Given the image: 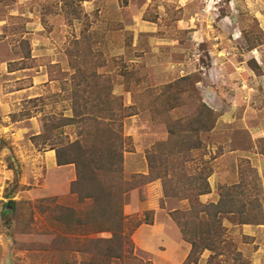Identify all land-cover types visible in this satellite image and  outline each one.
<instances>
[{
    "label": "rangeland",
    "instance_id": "1",
    "mask_svg": "<svg viewBox=\"0 0 264 264\" xmlns=\"http://www.w3.org/2000/svg\"><path fill=\"white\" fill-rule=\"evenodd\" d=\"M78 2L92 28L105 36V41L95 47L106 61L99 71L117 76L114 94L122 97L127 107L135 104V98L120 83L125 80V72L135 75L132 88H136L140 79L145 89H158L187 76L206 85L216 76L223 79L224 70L227 71V99L219 98V110L209 104L217 110L219 119L212 132L201 135L206 149L201 151L204 156L198 164L208 162L206 167L212 170V175L227 168V185L224 184L227 188L244 179L246 191L255 193L264 217V157L257 146L258 137H264V85H257L254 77L257 75L261 80L264 77V0ZM61 4V0L0 3V94L6 100L0 107V264H79L82 260L78 253L56 251L55 240L64 231L50 221L48 212L39 210V206L52 205L53 199L56 205L76 204L70 194V185L76 179L75 168L67 167V178L61 185L63 181L58 182L52 171L49 173L50 157L44 154L49 148H37L32 142L39 131L36 125L42 132L41 119L45 114L71 116L69 92L60 78L69 70L67 49L73 40L80 38L85 25L77 20L69 22ZM216 58L220 60L217 63ZM218 66L219 72L214 70ZM11 72L16 74L8 75ZM40 73L53 81L17 93L33 86ZM255 88L263 103L260 112L254 109L253 100L250 108L245 106V102H250V89ZM201 91L198 86L196 90L189 88L173 116L192 112L190 94H200L206 103ZM33 95L41 98L38 107L29 103ZM144 108L124 121V135L131 138L124 155L127 177L148 175L147 153L168 138L166 123L153 115L149 103H144ZM24 110L30 111L32 117L23 118ZM226 110L224 122L222 113ZM13 115H18L17 121L12 119ZM22 121L26 122L15 124ZM26 127L28 132L24 133ZM18 129L24 132L17 134ZM65 133L70 140L76 138L71 128H65ZM11 152L22 172L21 187L12 199H6L15 178L9 167ZM219 189L215 187L200 200L205 204L217 202ZM143 190L130 192L124 207L126 233L132 239L134 253L151 264H185L189 246L171 213L184 210L186 201L165 199L162 205L160 180ZM10 201L12 209H7ZM15 202L21 213L20 224L15 220ZM151 211L153 215L148 213ZM237 221V216H231L224 222L225 256L215 264H233L237 258L244 264H253L252 253L257 246L255 239L251 241L245 235L251 226L237 225ZM209 253L202 255L199 264H208Z\"/></svg>",
    "mask_w": 264,
    "mask_h": 264
},
{
    "label": "trees",
    "instance_id": "2",
    "mask_svg": "<svg viewBox=\"0 0 264 264\" xmlns=\"http://www.w3.org/2000/svg\"><path fill=\"white\" fill-rule=\"evenodd\" d=\"M61 2L69 22L77 20L85 25L80 38L73 40L67 49L69 70L60 78L69 92L71 116L45 114L41 119V134L32 138L37 148L55 151L59 167L75 168L76 179L70 185V194L76 204L56 205V199H53L52 205L39 206L40 212H48L50 221L64 231V235L55 240L56 251L80 254L82 260L79 264H151L134 253V244L126 233L124 207L130 192L144 191L145 186L160 180L162 205L165 199L187 203L184 210L171 213L183 240L191 245L185 264H199L206 251L211 253L208 264H215L225 256L224 222L231 216H237V225L240 226L264 224L259 200L255 193L246 191L244 179L232 187L221 186L217 202L205 204L200 200L211 193L209 178L213 173L206 167L208 162L198 164L204 156L201 151L206 149L201 135L215 129L219 113L207 105L200 94H190L192 112L173 116L189 88L196 90L198 82L190 76L158 89H145L140 79L136 81V88H132L131 80L135 75L125 72V80L119 82L135 98L133 106H125L123 98L114 94L117 76L99 71L106 66V61L103 53L95 47L105 41L104 34L89 24L81 2ZM40 99H31L29 103L38 107ZM144 103H149L153 115L166 123L168 138L155 144L147 153L148 175L127 177L124 155L129 150L131 138L124 135V121L136 115L139 108L145 109ZM21 116L25 119L32 117L26 110ZM12 119L17 121L18 115H13ZM65 128L75 131L74 140H70ZM257 146L264 157V137H258ZM10 159L9 167L15 178L12 190L5 194L6 199H12L21 187L22 172L12 152ZM17 206L15 202V220L20 224L21 213ZM1 215L5 217L3 212ZM152 223L153 219H150L149 224ZM235 260L233 264H244L238 258Z\"/></svg>",
    "mask_w": 264,
    "mask_h": 264
},
{
    "label": "crops",
    "instance_id": "3",
    "mask_svg": "<svg viewBox=\"0 0 264 264\" xmlns=\"http://www.w3.org/2000/svg\"><path fill=\"white\" fill-rule=\"evenodd\" d=\"M217 54L219 56L223 55L222 52L220 51H216ZM220 60L218 58L214 59V62L217 63L219 62ZM221 68L218 67H215L214 70L218 71L220 70ZM16 74V72H11L9 73L8 75H14ZM224 75L225 77H223V79L219 78V77H215V78H212L210 81H208V83L206 85H204L202 82H199L197 84L198 87H200L202 89V95L204 97V99H206V104L209 105V104H212L217 108H219V98H226L227 99V71L224 70ZM255 80H257V85L259 83V85L263 86L264 85V77L263 79L261 80L260 77H258L257 75L255 76ZM45 83H50V80L48 78V75H44L42 73L38 74L37 77H35V80H34V83H33V86L29 87L28 89H22L20 91H18L17 93H20V92H26V91H32L34 90L37 86H40L42 84H45ZM221 83L223 86H221ZM257 85L255 87H257ZM251 92H250V96H249V100L250 102H245V106H247V108H250L253 104L251 103V100H253L254 103V109L256 110V112H260L261 110H263V103L262 101L260 100L259 98V95L257 94L256 91V88L255 90L254 89H250ZM253 91V92H252ZM124 95V94H122ZM40 96L38 95H33L31 98H38ZM247 100V99H246ZM6 102L5 100V96L1 95L0 94V107H2V105H4ZM225 103V102H224ZM227 108V104L225 103L224 104ZM211 108L212 106L209 105ZM3 109V108H2ZM219 110V109H217ZM216 110V111H217ZM258 110V111H257ZM223 116H222V119L224 122H227V110L222 113ZM33 120V119H31ZM30 120V121H31ZM26 121H22V122H17L15 124H21V123H24ZM14 125V124H13ZM37 128H38V132L36 133L37 135L40 134V127L38 125H36ZM25 131V132H24ZM21 130V129H18L17 131V134L18 132L19 133H27L28 130H27V127L25 128V130ZM257 131H261L259 130V128L257 129ZM45 156H49L50 157V161H51V165H50V168H49V173L50 171H52L53 175H54V178L57 179L58 182H62L63 184L61 185H64L65 184V178H67V172H66V169L68 166L66 167H59L57 165V160H56V153L55 151H52V150H49L47 149L45 151ZM226 157V155H225ZM56 174V176H55ZM227 175V168L224 169L222 171V173L220 172H216L214 173L210 178H209V183H210V186H211V192H213L215 190V187L219 188L221 187L220 185L222 186H225L227 185V181H226V177L225 176ZM69 178V176H68ZM55 179V180H56ZM69 180V179H67ZM221 180H223V182H220ZM225 184V185H224ZM213 190V191H212ZM203 203H206V202H203ZM248 237L251 238V241H254L255 239V245L257 246L255 250H253V253H252V259H253V264H264V244L260 245V241L264 242V224L263 225H253L251 226V229L250 230H246V234ZM187 243V242H186ZM188 244V252L185 256V261L187 260L189 254H190V251H191V245L189 243ZM208 252V251H206ZM206 252L203 254V257H205L206 255ZM211 253H209V255L207 256L206 258V262L207 260L209 259Z\"/></svg>",
    "mask_w": 264,
    "mask_h": 264
},
{
    "label": "water",
    "instance_id": "4",
    "mask_svg": "<svg viewBox=\"0 0 264 264\" xmlns=\"http://www.w3.org/2000/svg\"><path fill=\"white\" fill-rule=\"evenodd\" d=\"M7 209H12V201H10L7 205Z\"/></svg>",
    "mask_w": 264,
    "mask_h": 264
}]
</instances>
